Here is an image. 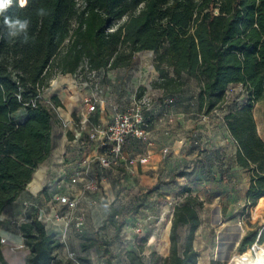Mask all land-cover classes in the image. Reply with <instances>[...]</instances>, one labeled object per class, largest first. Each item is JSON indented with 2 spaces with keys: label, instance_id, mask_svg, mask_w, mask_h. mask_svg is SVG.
<instances>
[{
  "label": "trees",
  "instance_id": "trees-1",
  "mask_svg": "<svg viewBox=\"0 0 264 264\" xmlns=\"http://www.w3.org/2000/svg\"><path fill=\"white\" fill-rule=\"evenodd\" d=\"M5 17L27 20L26 33L9 36ZM144 51H152L158 72L152 87L180 94L185 78L195 79L202 113L220 107L231 85H243L246 102L223 118L238 145L235 159L227 163L251 172L248 202L256 206L264 200V140L254 117L255 104L264 99V0H27L25 7L12 0L0 14V217L29 183L33 190L34 172L52 151L54 113L42 99L52 72L75 73L84 63L90 71L129 69ZM51 101L63 105L58 96ZM179 175L184 174L174 173L168 182ZM162 183L159 179L141 193L130 212H138ZM203 204L189 194L175 206L168 256L152 252L146 261L129 251V264H197L194 241ZM117 214L109 205L102 229L112 223L120 233L124 221L117 222ZM181 226L189 227L182 246ZM20 230L29 250L22 264H79L57 258L63 242L37 215L22 222ZM257 236L254 230L243 237L241 254L250 251ZM259 239L264 242V234ZM2 245L0 233V264H12ZM96 245L111 263L109 241L90 240L82 249Z\"/></svg>",
  "mask_w": 264,
  "mask_h": 264
},
{
  "label": "rangeland",
  "instance_id": "rangeland-1",
  "mask_svg": "<svg viewBox=\"0 0 264 264\" xmlns=\"http://www.w3.org/2000/svg\"><path fill=\"white\" fill-rule=\"evenodd\" d=\"M52 73L42 98L49 100L52 96H58L63 105L54 111L52 151L35 170L36 172L39 167H43L42 178L35 182V172L32 178L35 189L40 191L35 195L30 185L26 191L30 198L26 197L24 201H35L53 216L59 207L53 199L54 192H72L70 188H75L81 193L80 183L73 184L71 176L82 169V149L72 142V131L65 127L61 117H69L75 122L78 119L77 114H81L83 110V98L86 95H94L98 100L105 101L104 105L98 102L92 113V119L97 123V115L105 113L111 122L116 111H126L134 100L144 95L150 96L152 102H158L166 94L172 96L174 101L171 104H175L178 113L177 120L170 128L173 139L160 142L163 148H169L168 158L162 160L160 169L152 168L150 161L144 163V167L139 166L138 170L131 168L129 163V167L118 165L107 168H101L95 163L93 174L99 180L100 186L98 190L85 196L95 199L96 205L92 209L81 205L78 210L87 213L85 225L81 228L70 226L66 233H63L60 225L62 223L59 222L55 226L46 227L63 242V246L57 251V257L63 262L71 259L79 264H129V251L138 252L146 261L150 260L148 257L152 252L162 257L168 256L174 208L189 194L197 195L204 202L199 210L201 225L196 231L194 241V246L200 253L197 264H230L232 257L240 253V244L245 235L254 230L258 232V236L264 234V200L253 206L247 198L251 172L240 166L231 170L228 163L219 165L214 155L217 150L206 148L210 143L216 142L219 135L226 137L224 116L247 100L242 85H231L220 107L206 114L198 109L195 96L199 85L195 79L186 77V85L180 94L163 93L161 89L152 87L158 72L153 63V53L149 51L137 53L129 69L90 71L84 63L75 73ZM192 116L203 122L199 129H192ZM254 117L258 133L264 140V99L255 104ZM161 128L157 127L156 132L161 131ZM199 131L206 132V137L205 133L201 137ZM192 132L197 134L196 140L192 139ZM144 139L145 146H148L151 139ZM226 144L229 151L231 144L228 141ZM223 153L226 156L227 151ZM180 171L184 175L168 182L174 173ZM159 179L164 183L149 195L146 204L138 212H130L137 197ZM185 188H190V191L187 192ZM109 205L118 211L116 221H124L118 234L112 223H107L102 229ZM24 210L23 203L18 205V210L4 221L1 228V237L6 240L2 243L4 256L12 264H20V261L16 262L23 258V253L29 252L27 246H21L24 242L21 241L20 225L30 218L29 214L25 216ZM137 224L147 228V231L135 233ZM233 226L245 229L235 248L233 245L237 233L232 229ZM188 229V226L179 228L181 246L186 241ZM148 234L153 236L150 240ZM95 239L109 241L108 247L113 254L111 263L104 256L103 249L97 245L83 251L82 244ZM260 243L264 246V242ZM223 252L224 258L217 255ZM78 257H84L85 260H78Z\"/></svg>",
  "mask_w": 264,
  "mask_h": 264
},
{
  "label": "built area",
  "instance_id": "built-area-1",
  "mask_svg": "<svg viewBox=\"0 0 264 264\" xmlns=\"http://www.w3.org/2000/svg\"><path fill=\"white\" fill-rule=\"evenodd\" d=\"M149 87H151V85H149ZM167 99L171 103L174 101L173 97H168ZM44 101L51 106L53 113L60 108V106H56L52 103L51 98ZM98 102L100 105H104L105 101L104 99L98 100L94 95H86L83 98V110L80 117L75 122L69 117H61L65 127H69L72 131L70 132L72 142L82 149V169L77 170L71 176V182L73 184L79 183L80 180L84 181L83 188L80 191L81 193L71 194L61 191L54 192L53 199L60 204L54 216L35 201L29 200L23 202L25 216L28 214L37 215L38 219L44 223L46 227L55 226L57 222H63V233H66L70 226L81 228L85 225L87 213L84 210L78 211L81 205H85L89 209L94 208L96 205L95 199L85 196L88 192L98 190L100 186L99 180L93 174L95 163L101 168L119 165L124 158V145L127 140L133 137L147 138L151 122L155 119H160L159 116L153 112L155 102H152L150 96L144 95L134 100L126 111H116L111 122L103 125L92 119V113L96 109ZM93 144L96 145V152L94 154L89 151ZM147 162H149V156H141L128 160V163L131 165L136 163L144 164ZM29 186L30 183L28 184V188ZM39 191L40 189L37 192ZM37 192L33 193L36 195ZM134 231L138 234L145 233L147 228H143L141 224H137ZM148 235L150 240L153 236L150 234ZM259 237L250 247L253 256H256L257 252L260 251V248L263 246V244L260 243ZM5 241L6 240L1 237V242L3 243ZM21 246L25 247V243ZM230 264H235L234 256L230 260Z\"/></svg>",
  "mask_w": 264,
  "mask_h": 264
},
{
  "label": "crops",
  "instance_id": "crops-1",
  "mask_svg": "<svg viewBox=\"0 0 264 264\" xmlns=\"http://www.w3.org/2000/svg\"><path fill=\"white\" fill-rule=\"evenodd\" d=\"M161 91H163V90H161ZM167 96L168 95L166 94L164 96L165 98L154 103L153 112H155L159 116L160 119L159 120H157V119L153 120V122L149 126V136L148 137L151 139V141L149 142L150 146L149 145L145 146L146 141L144 138H134V137L129 138L127 140L126 144L124 145V158L121 161V163L119 164L120 166L129 167L128 166V160L131 158H139L141 156H149V161L151 163V167L158 170L162 166V160H164V159L166 160V158H168L167 151L169 148L168 147L163 148V146H162L163 144L160 142H162L163 140L170 141L173 139L174 135H172V131L170 130V128L173 126V123L177 120V118H178L177 114L178 113H177L175 104H171V102L168 101ZM77 117L78 118L80 117L79 113L77 114ZM94 117H96V116H94ZM108 117L109 116H107L105 113H103V114L97 115L96 119L99 123L106 124L109 122V120L107 119ZM193 117H194V120H192V129H194V128L199 129V126L202 125L203 122L200 121V119L196 118L195 116H192L191 119H193ZM162 119H163V121H161ZM157 127H162L161 131L156 132ZM224 128L226 131L225 132L226 137H221L219 135L218 138L216 139V142H212L209 144V146H206L207 149L217 150L215 152V154L218 156L216 161L219 165H225L227 162L234 160L237 149H238L237 142L235 141L234 137L231 135L226 124H224ZM203 133H205V137H206V135H207L206 132L203 131ZM203 133L200 134L201 137H204ZM197 137H198L197 134L195 132H192V139L196 140L195 138H197ZM158 141H159V143H158ZM226 141H228L229 144H231V147H229V151L227 149L228 146L226 144ZM225 151H227V154H226L227 157L223 153ZM90 152L92 154H94L96 152V145H94V144L91 145ZM139 166L144 167L145 164L136 163V164L131 165V168H133L134 170H138ZM237 168H238V166L234 164V166L231 167V170H235ZM156 176H159V174L156 173ZM31 183H32V181H31ZM79 183H80L81 187L83 188L84 181L80 180ZM82 188L80 189V191L82 190ZM38 190L39 189H35V185H34L33 191L37 192ZM70 190L72 192L69 191L68 193H71V194H78L79 193V191L76 190L75 188H70ZM61 192H64V191H61ZM88 193L91 194L92 192H88ZM26 197L30 198L29 194L25 191L19 196V198L15 202L9 204L6 207V209L3 211V213L0 217L2 224L4 223L5 220H7V218L9 216H11L13 213H15L18 210V205L22 204ZM59 207H60V204H59ZM63 207H65V206H63ZM59 223H62L60 225L63 226V222H59ZM0 233H1V230H0ZM21 241H22V243L24 242L23 236H22ZM26 255H27V253H23V258L21 257L16 263H18L20 261V264H22L24 262V258L26 257ZM57 258L60 259V257H57Z\"/></svg>",
  "mask_w": 264,
  "mask_h": 264
},
{
  "label": "bare ground",
  "instance_id": "bare-ground-1",
  "mask_svg": "<svg viewBox=\"0 0 264 264\" xmlns=\"http://www.w3.org/2000/svg\"><path fill=\"white\" fill-rule=\"evenodd\" d=\"M42 175H43V167H39V169L35 172L34 181L38 182L42 178ZM232 229L237 233V238L234 241V245H233V247L235 248L240 238L243 236L245 229L243 227L240 228L239 226H233ZM217 255L221 258L225 257L224 252ZM234 261H236V264H264V247L262 246L260 248V251L257 252L256 256H253L251 251L250 254L247 253V255L236 254L234 255Z\"/></svg>",
  "mask_w": 264,
  "mask_h": 264
},
{
  "label": "clouds",
  "instance_id": "clouds-1",
  "mask_svg": "<svg viewBox=\"0 0 264 264\" xmlns=\"http://www.w3.org/2000/svg\"><path fill=\"white\" fill-rule=\"evenodd\" d=\"M12 4V0H0V14H3ZM20 7H25L27 5V0H19ZM42 13V10H41ZM27 20L12 19L9 17L4 18V24L8 28V35L11 37L17 36L20 33H26L28 27ZM25 39L27 37L25 36Z\"/></svg>",
  "mask_w": 264,
  "mask_h": 264
},
{
  "label": "water",
  "instance_id": "water-1",
  "mask_svg": "<svg viewBox=\"0 0 264 264\" xmlns=\"http://www.w3.org/2000/svg\"><path fill=\"white\" fill-rule=\"evenodd\" d=\"M149 52H151V53H152V51H149ZM242 237H243V236H242ZM242 237L240 238V240H239L238 244L240 243V241H241Z\"/></svg>",
  "mask_w": 264,
  "mask_h": 264
}]
</instances>
